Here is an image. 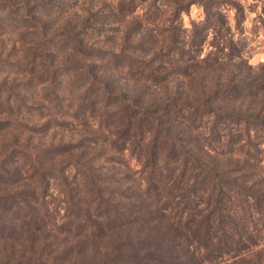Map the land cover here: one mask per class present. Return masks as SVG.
I'll use <instances>...</instances> for the list:
<instances>
[{"label": "trees", "instance_id": "1", "mask_svg": "<svg viewBox=\"0 0 264 264\" xmlns=\"http://www.w3.org/2000/svg\"><path fill=\"white\" fill-rule=\"evenodd\" d=\"M62 1L0 0V36L20 44L0 54V264H64L53 247L34 244L43 232L118 234L99 260L68 264H240L254 255L263 264L264 110L215 103L264 98V68L231 71L185 99L147 101L129 83L156 89L191 76L205 59L203 39L224 36L219 6L121 0L114 13L141 11L146 38L127 33L125 47L104 50L83 30L56 26L50 14ZM193 3L204 19L181 45V15ZM156 37L167 42L160 50ZM218 50L215 62L234 59ZM82 126L97 128L75 138ZM59 130L70 136L54 141ZM50 134L48 144L34 142Z\"/></svg>", "mask_w": 264, "mask_h": 264}, {"label": "rangeland", "instance_id": "2", "mask_svg": "<svg viewBox=\"0 0 264 264\" xmlns=\"http://www.w3.org/2000/svg\"><path fill=\"white\" fill-rule=\"evenodd\" d=\"M63 1L60 3L62 5V11L57 12L55 8L54 11L56 12L50 14V18L57 19L56 26H75L77 27L76 31L83 30V32H85L90 43L102 47L104 50H120L122 47H125L128 42L127 33H130L133 40H137L141 36L146 38L147 33L144 32L145 34L143 33V35H140L141 33L139 30L143 26L138 28L140 22L146 24L142 19L141 11H137V14L134 16L126 17L121 15L116 16L114 13V7L117 9V4H119L121 0ZM210 1L215 2V5L219 6L227 20L223 31V37H221V35H214L213 32H210L200 45L199 59L203 60L204 57L205 59L211 57L210 61L208 62L204 59L201 66H198L191 76L185 77L181 79V81L176 79L156 89L154 86H148L147 84L129 82L131 88L136 93H142L145 100L161 101L165 96L170 95V93L175 94L180 99H185L186 97L192 98L194 93H198L200 88H210L214 82H225L231 71L236 72L241 70V73H247L248 71L253 73L259 72L264 68V0ZM0 3V8H2L4 5H2V2ZM113 14H115V16ZM185 17H187L188 27H185ZM203 19L204 9L201 3H193L188 11L182 13L180 23L183 25L184 31L180 33L179 41L182 42L181 45L187 44L188 37L191 36L193 32L192 29L194 24L200 23ZM144 27L151 26L145 25ZM16 36L17 35L14 33L0 36V54L2 57L9 56V53L14 54L20 51V44L19 42L17 44ZM226 43L229 44L228 47L223 46L224 44L226 45ZM153 44L156 45L155 48L157 50H160L161 46L166 45L167 42L162 37H156V41ZM219 48H225V53L233 54L234 59L229 61L227 57L225 61L215 62L214 59L218 57L216 54ZM219 56L223 58L224 55L220 54ZM11 57L14 58L13 55H11ZM1 75H9L10 77L16 76L15 73L6 70H2ZM195 88L198 90L192 91ZM235 100L219 99L215 105H220L225 109H232L240 107L241 105L243 111L255 114L264 110V98L261 96L257 97L252 102L250 100L243 101V99ZM31 120V123H37V121H39L37 120V116H32ZM96 128L97 127L93 126L75 128V138H79V135L82 134L83 131L90 133L95 131ZM67 130L71 131V129ZM78 131L80 132L77 133ZM69 136L68 132L59 130L57 136L54 137L53 140H59L62 137L67 138ZM50 140H52L51 134L47 139L42 141L34 139V142L48 144ZM261 145L262 148H264V144L262 143ZM105 164L106 167L110 166L109 163ZM117 239L118 234L114 235L110 240L106 238L101 241H94L88 238L66 239L63 235L55 232H43L36 234L33 242L36 246L46 245L47 247H53L61 261L64 264H68L75 260H99L103 254L110 250V247ZM29 240L30 239L24 241V244L29 245ZM258 257H260V255L250 256L248 257L250 258L247 260L248 262L242 261L240 264H257Z\"/></svg>", "mask_w": 264, "mask_h": 264}, {"label": "clouds", "instance_id": "3", "mask_svg": "<svg viewBox=\"0 0 264 264\" xmlns=\"http://www.w3.org/2000/svg\"><path fill=\"white\" fill-rule=\"evenodd\" d=\"M184 19H185V27H188L189 25L187 24V17H185Z\"/></svg>", "mask_w": 264, "mask_h": 264}]
</instances>
